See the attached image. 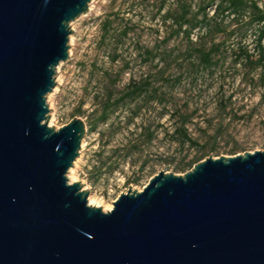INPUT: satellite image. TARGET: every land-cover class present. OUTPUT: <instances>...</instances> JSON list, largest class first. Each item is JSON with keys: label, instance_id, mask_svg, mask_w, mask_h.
<instances>
[{"label": "water", "instance_id": "water-1", "mask_svg": "<svg viewBox=\"0 0 264 264\" xmlns=\"http://www.w3.org/2000/svg\"><path fill=\"white\" fill-rule=\"evenodd\" d=\"M90 2L0 0V264H264V151L160 172L110 211L69 183L87 124L49 126L47 96Z\"/></svg>", "mask_w": 264, "mask_h": 264}, {"label": "rangeland", "instance_id": "rangeland-1", "mask_svg": "<svg viewBox=\"0 0 264 264\" xmlns=\"http://www.w3.org/2000/svg\"><path fill=\"white\" fill-rule=\"evenodd\" d=\"M178 1L91 0L89 11L70 24L69 58L58 66L56 86L47 96L48 125L59 129L74 118L87 124L70 169L74 175L69 171L67 177L70 184L80 183L88 202L91 198L104 211L130 186L141 191L160 172L185 174L176 167L203 150L205 159L264 151V82L259 81L264 68L250 71L236 62L241 47L256 54L257 28L232 26L230 31L236 30L225 38L227 52L220 63L201 69L185 53L187 40L182 34L171 38L174 29L164 19ZM188 1L195 6L201 0ZM256 1L264 7V0ZM110 15L118 20L115 27L130 28L115 63L112 45L103 43L101 32ZM145 50L156 57L146 62ZM145 79L165 95L161 103H144L135 116L136 103L124 102L111 109L106 122H99L109 95L118 99L132 80ZM186 113L195 145L173 141L172 128Z\"/></svg>", "mask_w": 264, "mask_h": 264}, {"label": "trees", "instance_id": "trees-1", "mask_svg": "<svg viewBox=\"0 0 264 264\" xmlns=\"http://www.w3.org/2000/svg\"><path fill=\"white\" fill-rule=\"evenodd\" d=\"M210 11L213 12L210 14ZM112 17V15L107 16L102 21L101 32L103 43L108 41L109 45H112L111 62L115 63L120 58L118 51L130 28L119 29V27H115L118 20ZM164 19L170 20L174 29L171 38L182 34L188 43L185 53L198 64V67L205 70H212L213 67L217 66L225 55L224 53L227 52L223 46L225 38L235 33L236 29L230 31L232 26H237L238 29L245 28L246 31L255 26L257 28L256 54L253 56L247 49L241 47L239 48L240 53L236 56V62H242L250 71L264 68V7L260 6L256 0H201L195 6L188 0H179L175 7L166 11ZM196 30L198 33L194 41L192 35ZM220 37H224V40H218ZM168 41L169 39H167ZM155 57L156 54L153 50H145L146 62ZM254 57L255 59H253ZM127 66L128 64L125 69L128 68ZM259 81L264 82L263 74L260 75ZM243 82L247 83L248 78L244 79ZM164 97L165 95L155 89L148 80L139 82L132 80L118 99H113L111 95L108 96L99 122H106L109 119L111 109L121 103H136L134 115L138 116L145 107L144 103H161ZM190 117L191 115L186 113L182 116V120L175 123L172 128L173 141L180 145H195V141L189 133ZM206 152L204 150L199 152L187 163L177 166L176 170L184 172L191 170L195 164L205 159ZM230 153L236 154V149H232Z\"/></svg>", "mask_w": 264, "mask_h": 264}, {"label": "bare ground", "instance_id": "bare-ground-1", "mask_svg": "<svg viewBox=\"0 0 264 264\" xmlns=\"http://www.w3.org/2000/svg\"><path fill=\"white\" fill-rule=\"evenodd\" d=\"M73 173H74L73 170H71V171H70V174H71V175H74ZM89 203H90L91 206H93V203H94V202L91 201V198L89 199ZM105 210H106V211H110V210H112V206L107 207Z\"/></svg>", "mask_w": 264, "mask_h": 264}]
</instances>
